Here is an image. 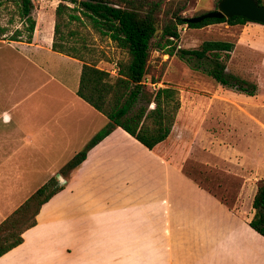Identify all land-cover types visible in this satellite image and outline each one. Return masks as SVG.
Masks as SVG:
<instances>
[{
	"label": "crops",
	"instance_id": "crops-1",
	"mask_svg": "<svg viewBox=\"0 0 264 264\" xmlns=\"http://www.w3.org/2000/svg\"><path fill=\"white\" fill-rule=\"evenodd\" d=\"M31 16L28 42L0 36V222L50 177L62 188L0 264H250L260 255L264 238L247 224L256 188L245 194L242 181L236 195L248 206L232 208L200 186L159 152L173 125L150 150L115 127L60 174L107 119L76 94L81 61L51 49L52 12ZM113 63L96 67L115 75ZM197 98L192 113L209 114V99Z\"/></svg>",
	"mask_w": 264,
	"mask_h": 264
},
{
	"label": "rangeland",
	"instance_id": "rangeland-1",
	"mask_svg": "<svg viewBox=\"0 0 264 264\" xmlns=\"http://www.w3.org/2000/svg\"><path fill=\"white\" fill-rule=\"evenodd\" d=\"M178 1L181 0H165L156 16V35L148 51L143 78L148 89L168 85L178 93L179 108L171 137L159 148V152L173 159L186 175L229 207L245 208L248 202L236 195L242 181L248 183L244 190L246 194L264 180V29H242L240 24L227 25L223 22L200 28L181 24L176 26L178 38L172 40L174 50L197 48L205 40L232 43L229 57L224 60L226 71L253 81L257 86L255 95L246 96L221 87L206 76L201 72L202 63L198 70H193L192 65L197 63L192 58L186 63L178 58L176 52L168 56L163 53L165 47L160 50L155 48L161 27L169 17L166 10L176 6ZM31 3V15L41 10L52 12L54 17L58 0H31ZM214 3L215 0H186L181 15L190 17L198 12L213 10ZM71 13L78 15L77 11ZM0 27L4 28L0 36L7 39L16 27L22 29L16 8L9 0L0 6ZM58 29L59 34L65 37L63 49L78 53L87 61L96 60L100 64L106 61L110 64L124 57L123 52L92 28L84 17L79 20L64 18ZM24 34L22 31L21 39ZM152 80L155 82L151 83ZM194 96L209 99L207 104L212 106L209 114L192 113ZM57 182L60 183L59 180ZM259 250L260 255L256 250L250 264H264V244Z\"/></svg>",
	"mask_w": 264,
	"mask_h": 264
},
{
	"label": "trees",
	"instance_id": "trees-1",
	"mask_svg": "<svg viewBox=\"0 0 264 264\" xmlns=\"http://www.w3.org/2000/svg\"><path fill=\"white\" fill-rule=\"evenodd\" d=\"M4 1L0 0V6ZM9 1L16 8L22 29L15 28L8 39L28 42L34 26L31 0ZM256 1L264 4L263 0ZM163 2L165 0H58L54 8L51 49L81 61L76 94L107 119L85 146L59 169L60 174L76 168L84 159L86 151L115 127L121 128L149 150L168 136L179 108L177 90L168 85L148 89L143 79L148 51L156 35V16ZM185 3L186 0L178 1L176 6L166 10L169 17L161 27L155 48L160 50L165 47L163 53L168 56L176 52L178 58L186 63L192 58L198 65H192L193 70H198L202 63L204 67H201V72L221 87L246 96L255 95V82L226 71L224 60L229 57L232 43L205 40L197 48L174 50L172 42L178 38L177 25L200 28L213 23L242 25L250 21L240 16H231L184 23L186 17L181 15V11ZM72 11H77L78 15L72 14ZM80 17H84L92 28L123 52L124 57L114 62L115 75L97 68L96 60L87 61L78 53L63 49L65 37L59 34V26L64 18L79 20ZM22 31L25 32L23 39ZM3 33L4 28L0 27V34ZM149 104L151 107H148ZM61 188L56 177H50L0 222V256L22 241L21 233L35 224V215L40 206ZM250 206L253 211L247 224L264 238V180L256 187Z\"/></svg>",
	"mask_w": 264,
	"mask_h": 264
},
{
	"label": "water",
	"instance_id": "water-1",
	"mask_svg": "<svg viewBox=\"0 0 264 264\" xmlns=\"http://www.w3.org/2000/svg\"><path fill=\"white\" fill-rule=\"evenodd\" d=\"M240 16L254 23L264 24V4L256 0H217L213 10L186 17L184 23H197L205 18ZM57 178L60 177L57 175Z\"/></svg>",
	"mask_w": 264,
	"mask_h": 264
}]
</instances>
